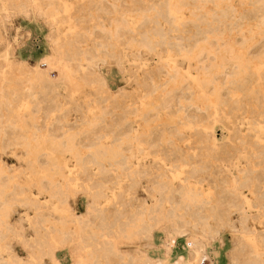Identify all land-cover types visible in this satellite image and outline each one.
<instances>
[{
  "label": "rangeland",
  "instance_id": "obj_1",
  "mask_svg": "<svg viewBox=\"0 0 264 264\" xmlns=\"http://www.w3.org/2000/svg\"><path fill=\"white\" fill-rule=\"evenodd\" d=\"M54 263L264 264V0H0V264Z\"/></svg>",
  "mask_w": 264,
  "mask_h": 264
},
{
  "label": "bare ground",
  "instance_id": "obj_2",
  "mask_svg": "<svg viewBox=\"0 0 264 264\" xmlns=\"http://www.w3.org/2000/svg\"><path fill=\"white\" fill-rule=\"evenodd\" d=\"M181 188V187H180ZM188 191V190H187ZM190 192V191H189ZM193 192V191H192ZM192 194V193H191ZM196 194V193H195ZM192 197H193V195H192ZM16 258H20L19 256H15ZM54 264H56V263H54Z\"/></svg>",
  "mask_w": 264,
  "mask_h": 264
},
{
  "label": "built area",
  "instance_id": "obj_3",
  "mask_svg": "<svg viewBox=\"0 0 264 264\" xmlns=\"http://www.w3.org/2000/svg\"><path fill=\"white\" fill-rule=\"evenodd\" d=\"M183 248V247H182Z\"/></svg>",
  "mask_w": 264,
  "mask_h": 264
}]
</instances>
